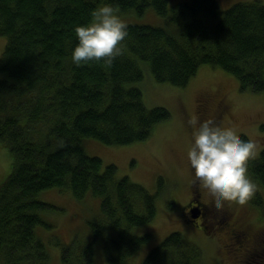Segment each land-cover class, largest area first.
Instances as JSON below:
<instances>
[{
    "label": "trees",
    "instance_id": "1",
    "mask_svg": "<svg viewBox=\"0 0 264 264\" xmlns=\"http://www.w3.org/2000/svg\"><path fill=\"white\" fill-rule=\"evenodd\" d=\"M103 1L139 14L152 6L174 28L127 23L124 54L111 67L103 61L76 66L75 28L89 24ZM0 35L7 37L0 58V142L12 155L10 174L0 184V264H50L37 227L50 226L39 213L51 205L39 195L53 187L70 189L78 199L91 191L100 199L101 215L90 224L111 264H125L150 238L131 229L155 218L154 195L127 176L117 179L116 165L103 167V159L82 145L87 137L107 145L141 142L170 119L166 107L148 108L143 91L132 84L144 77L141 61L149 63L155 80L177 87L210 64L237 77L241 90L264 92L261 0L226 10L218 0L172 7L168 0H0ZM248 170L258 186L251 201L261 204L264 149ZM258 236L264 240V233ZM62 247V264L93 263V241ZM148 253L141 264L203 262L199 246L180 231Z\"/></svg>",
    "mask_w": 264,
    "mask_h": 264
},
{
    "label": "rangeland",
    "instance_id": "2",
    "mask_svg": "<svg viewBox=\"0 0 264 264\" xmlns=\"http://www.w3.org/2000/svg\"><path fill=\"white\" fill-rule=\"evenodd\" d=\"M180 1L168 0L169 7ZM222 10L230 8L236 2L254 0H218ZM264 4V0H261ZM103 1L100 6L104 5ZM126 23L151 24L173 29L167 18L156 13L152 6L144 14L136 10L119 9L117 13ZM7 37L0 35V58L7 45ZM144 77L132 83L143 91L144 102L148 108L164 106L171 112L170 119L163 121L146 140L131 144H105L93 137L82 140L86 152L103 159V167L116 165V178L129 177L149 190L156 199L155 218L143 225L131 229L133 234H150V238L125 264H141L149 254L169 234L180 231L186 240L194 241L203 252L201 264H237L235 252L227 245L224 231L217 233L208 225L205 229L191 221L187 206L193 194H196L199 182L195 181L194 169L188 160V151L194 143L193 129L187 124L190 118H196L198 124L207 119L215 122L219 116V126L233 128L236 134H245L256 142L258 148L255 157L264 149V92L241 90L237 77L218 66L203 64L193 79L182 87L168 82L155 80L149 63L140 62ZM4 74L0 72V77ZM205 104V105H203ZM223 109L225 111L220 114ZM12 155L0 142V184L10 174ZM250 176V175H249ZM255 182V179L250 176ZM203 200L207 203L214 198L201 186ZM262 203L249 201L245 205L226 202L218 216H234L239 222L250 227L252 233H264V187L259 188ZM40 199L50 204L39 214L50 226L39 224L37 234L47 247L50 264H62L63 245L74 240L80 244L94 242V260L92 264H111L104 252L103 240L95 238L91 221L101 215V201L92 192L83 198H76L70 189L53 187L40 192ZM211 223V222H210ZM206 224H209L208 221ZM260 246V245H257ZM264 261V256L260 257ZM256 260V259H255ZM257 262L256 264H258Z\"/></svg>",
    "mask_w": 264,
    "mask_h": 264
},
{
    "label": "clouds",
    "instance_id": "3",
    "mask_svg": "<svg viewBox=\"0 0 264 264\" xmlns=\"http://www.w3.org/2000/svg\"><path fill=\"white\" fill-rule=\"evenodd\" d=\"M118 8L104 4L92 13V21L75 28L79 43L72 52L76 66L101 62L111 67L124 54L128 25L117 14ZM194 143L188 151L195 181L214 198V207L222 210L226 202L245 205L251 201L258 186L249 176L248 163L256 155L258 144L242 140L233 128H223L212 119L198 124L190 118ZM64 146L63 141L59 144Z\"/></svg>",
    "mask_w": 264,
    "mask_h": 264
},
{
    "label": "flooded vegetation",
    "instance_id": "4",
    "mask_svg": "<svg viewBox=\"0 0 264 264\" xmlns=\"http://www.w3.org/2000/svg\"><path fill=\"white\" fill-rule=\"evenodd\" d=\"M224 111L225 109L220 111L221 113L218 115H222ZM217 117L218 120L215 123L218 125L220 120L219 116ZM196 186V194H193L187 206L191 221H194L198 226L202 224L205 229H208V225H211L214 231H217L214 234L224 231L227 237V245L235 252L234 260H237V264H256L260 262L262 260L260 257L264 256V240H261L259 236L257 237L258 234H255V232L252 233L250 228L242 225L239 219L234 216L232 218L226 214L218 216L215 211L216 208L211 207L213 201L205 202L198 183ZM207 221L209 224H206Z\"/></svg>",
    "mask_w": 264,
    "mask_h": 264
}]
</instances>
